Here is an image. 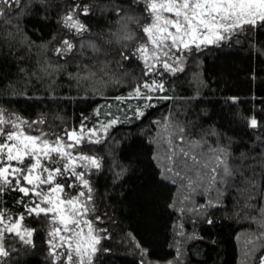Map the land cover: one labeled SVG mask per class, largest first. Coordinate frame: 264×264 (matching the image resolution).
I'll return each instance as SVG.
<instances>
[{"label":"snow or ice","instance_id":"snow-or-ice-1","mask_svg":"<svg viewBox=\"0 0 264 264\" xmlns=\"http://www.w3.org/2000/svg\"><path fill=\"white\" fill-rule=\"evenodd\" d=\"M52 6V0H0V25L11 29L6 33L9 40L20 36L32 43L18 18L21 14L30 17L27 22L40 31L47 26ZM94 10L103 11L104 5L71 0L70 7L54 22L72 39L62 38L53 52L58 61L54 65L45 62L40 71L48 76L62 72L78 87L96 80L119 85V79H112L116 71L126 74L125 64L135 61L140 78L130 92L110 98L116 102L115 112L113 103L98 105L91 116L81 113L79 124L59 131L43 113L29 120L0 106V264H20L17 257L21 251L36 248L34 237L39 229L26 220L46 225L49 264H95L98 253L110 251L100 247L101 241L111 237L106 228L96 227L102 221L94 215L95 189L90 177L103 170L104 158L95 154L92 146L104 144L118 125L145 118L147 110L156 106L154 101L173 99L167 95L171 87L166 86L165 78L183 73L189 56L210 47L239 44L246 36L251 51L264 58V44L258 45L255 38L257 30L264 32V0H119L111 4L114 15L124 21L113 33L115 42L121 44L115 51L108 47L112 39H92L88 24L81 19L94 16ZM130 24L136 25L135 29ZM73 63L77 71H67L64 66ZM230 99L236 103L238 98ZM133 100L142 103H128ZM154 123L159 128L153 141L157 152L152 158L160 168V179L176 189L169 207L181 215L205 218L204 222L212 225L208 209L223 207L221 198L233 187L238 197H244L236 215L244 213L254 228L245 236L242 264H253L255 253L264 249V160L254 158L244 171H234L227 149L192 138L184 126L168 117ZM248 126L264 129L254 116ZM137 151L135 141L126 145L125 159ZM117 167L119 179L126 169ZM197 195L206 197L205 202L196 204ZM179 228L177 236L191 238L185 236L182 224ZM135 246L143 257L139 264H147V249L139 242ZM181 248L178 240L175 261L167 264H183ZM258 260L264 264V251Z\"/></svg>","mask_w":264,"mask_h":264},{"label":"trees","instance_id":"trees-1","mask_svg":"<svg viewBox=\"0 0 264 264\" xmlns=\"http://www.w3.org/2000/svg\"><path fill=\"white\" fill-rule=\"evenodd\" d=\"M92 2L103 4L104 10H94V16L81 19L88 24L92 39H112L108 47L115 51L121 44L115 42L113 33L124 21L114 15L111 4L119 0ZM70 4L71 0H52L47 26L40 31L27 22L30 17L21 14L20 28L32 43L20 36L15 41L9 40L6 33L11 29L0 25V106L29 120L43 113L57 131L79 124L81 113L91 116L93 109L101 104L113 103L115 112L116 102L110 98L130 92L141 72L137 62L129 61L125 64L127 73L117 70L112 78L113 81L119 79V85L96 80L79 87L62 72L54 76L42 73L40 67L45 62L54 65L58 61L53 52L59 41L65 37L72 39L70 33L54 22ZM129 27L135 29L136 25ZM139 37L137 32V39ZM255 38L258 45L264 44V32L257 30ZM240 41L189 56L183 73L165 78L166 86L171 87L167 95L173 99L154 101L156 106L147 110L145 118L118 125L111 129L110 139L104 144L92 146L95 154L104 158L103 170L90 177L95 189L94 215L100 216L102 221L96 227L106 228L111 237L101 241L100 247L110 251L98 253L95 264H139L143 257L136 242L147 249L144 258L147 264H167L175 261L178 240L182 241L183 264H242L245 236L254 230L244 219V213L236 215L244 197H238L234 188L229 187L221 198L224 206L208 209L214 220L212 225L194 214L181 215L169 207L176 195L175 187L160 179V168L152 158L157 152L153 141L159 128L154 122H163L168 117L184 126L192 138H203L213 148L227 149L228 162L234 171H244L253 164L254 158L264 160V129L248 126L253 116L264 124V58L251 51L246 36ZM112 63L114 65L115 60ZM64 67L69 72L77 71L74 63ZM85 96L88 98L84 99ZM232 97L238 98L236 103L231 101ZM128 103L135 106L142 102ZM57 116L61 119H55ZM134 141L138 151L125 159V146ZM117 165L126 169L119 179L115 175L120 171ZM255 167L260 170L258 163ZM205 199L197 195L195 202L201 204ZM25 223L39 229L34 237L36 248L27 253L21 251L17 259L20 264H49L44 243L46 225L30 220ZM181 224L185 236L191 238L177 236ZM260 251L255 253L253 264H259Z\"/></svg>","mask_w":264,"mask_h":264}]
</instances>
